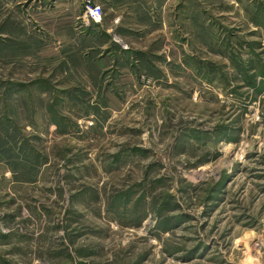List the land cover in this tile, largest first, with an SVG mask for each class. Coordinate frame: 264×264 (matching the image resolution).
<instances>
[{
    "label": "rangeland",
    "instance_id": "obj_1",
    "mask_svg": "<svg viewBox=\"0 0 264 264\" xmlns=\"http://www.w3.org/2000/svg\"><path fill=\"white\" fill-rule=\"evenodd\" d=\"M0 264H264V0H0Z\"/></svg>",
    "mask_w": 264,
    "mask_h": 264
},
{
    "label": "built area",
    "instance_id": "obj_2",
    "mask_svg": "<svg viewBox=\"0 0 264 264\" xmlns=\"http://www.w3.org/2000/svg\"><path fill=\"white\" fill-rule=\"evenodd\" d=\"M85 14L90 18L92 22L101 23L103 20V9L100 5L89 1L86 6Z\"/></svg>",
    "mask_w": 264,
    "mask_h": 264
}]
</instances>
